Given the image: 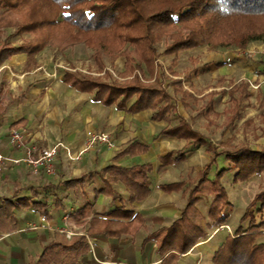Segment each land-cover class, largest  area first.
Here are the masks:
<instances>
[{"label":"crops","instance_id":"0c3cea01","mask_svg":"<svg viewBox=\"0 0 264 264\" xmlns=\"http://www.w3.org/2000/svg\"><path fill=\"white\" fill-rule=\"evenodd\" d=\"M20 45L1 44L0 51ZM47 53H15L0 63L11 71L0 73V151L7 159L0 173V264H161L155 243H146L145 237L169 227L186 205L188 191L179 179V164L161 168L160 162L167 154L185 151L184 145L171 148L184 139L161 135L164 122L153 120L152 110L127 112L130 103L119 110L116 104L96 101L93 90L71 87L63 81L66 70L46 77L40 66L52 63L51 56L43 60ZM256 68L262 75L264 68ZM12 132L21 134V148L11 145ZM88 132L107 133L115 147L97 145L79 155ZM134 141L145 148L125 151ZM57 143L70 157L59 149L50 172L24 162L28 150L38 159ZM144 164L151 166V192L137 202L122 181L113 180V168ZM65 215H70L68 225ZM42 216L50 230L32 229ZM65 228L74 235L58 232ZM225 229L210 231L177 264L198 260L195 254L199 264H214V253L229 236ZM85 245L89 251L77 255L76 248ZM46 248L50 250L43 255Z\"/></svg>","mask_w":264,"mask_h":264},{"label":"trees","instance_id":"16d2710c","mask_svg":"<svg viewBox=\"0 0 264 264\" xmlns=\"http://www.w3.org/2000/svg\"><path fill=\"white\" fill-rule=\"evenodd\" d=\"M0 10L5 15L19 13L21 19L16 24V32L33 35L30 41L18 48L2 49L0 63L11 54L31 56L39 53L58 32H61L60 40L66 46L83 43L96 58L103 52L124 54V48L132 46L148 73L154 71L155 44L161 40V33L165 29L181 28L184 24L192 25L193 29H188L183 36L176 32L177 37L171 38V44L163 51L166 55H175L203 44V40L211 47L245 48L251 43L264 44V0H0ZM63 81L79 91L93 90L96 101L116 104L119 110H125L128 103L131 105L127 112L153 110L152 119L156 121H162L175 112L169 95L161 88V82L149 86L134 78L130 83L118 85L69 73H64ZM160 134L188 141V151L207 142L184 121L176 127L165 128ZM134 147L145 148L134 141L125 151ZM187 153L183 150L175 157L172 154L161 157V168L180 163ZM220 157L225 159L226 167L222 169L216 166ZM213 163L215 169L199 176L198 182L188 192L180 216L169 227L145 237L146 243H155L161 264H177L179 256L186 254L198 241L206 239L210 231L227 225L229 215L226 212L231 205L222 179L232 172L233 182H244L249 176L263 172L264 148L255 150L241 146L223 150L216 154ZM150 172L149 164L130 169L113 168V180L122 181L131 191V199L139 202L151 192ZM201 201L206 203L205 216L198 208ZM80 216L87 217L84 213ZM262 236L264 188L249 203L234 234L225 238L214 253L212 262L264 264V242H258ZM48 250L50 248H46L43 255ZM75 251L82 255L89 250L85 245Z\"/></svg>","mask_w":264,"mask_h":264},{"label":"rangeland","instance_id":"374dc122","mask_svg":"<svg viewBox=\"0 0 264 264\" xmlns=\"http://www.w3.org/2000/svg\"><path fill=\"white\" fill-rule=\"evenodd\" d=\"M20 19L19 13L5 15L0 10V45H23L33 38V35L16 32ZM190 28L193 29V26L184 24L181 28L165 29L161 33V40L155 44L153 73H148L132 46H126L124 54L103 52L98 60L83 43L66 46L60 40L61 32L55 34V39L40 51L48 52L44 61L52 57V63L40 66L46 77L55 78V70H66L84 79L118 85L130 83L134 78L149 86L161 82V88L169 95L175 110L166 119L163 118L165 128L176 127L184 121L207 139L206 144L190 151L185 148L188 153L178 163L179 179L183 180L188 192L198 182L199 176L215 169L213 160L218 152L241 146L255 150L264 148V71L261 75L256 68H264V44L251 43L245 48L211 47L203 40V44L181 50L175 55L163 53L171 44V38L177 37L176 32L178 36H183ZM49 70L54 72L46 73ZM151 112L153 115L154 111ZM187 144L186 140L181 145L173 142L171 148L178 149ZM217 161L218 169L226 167L223 157ZM222 184L231 205L226 212L229 219L224 232L232 236L249 203L264 188V171L238 183L233 182V173L228 172ZM199 207L204 213L207 210L205 202ZM195 256L198 260L185 264H199L200 255ZM209 256L206 255V258Z\"/></svg>","mask_w":264,"mask_h":264},{"label":"built area","instance_id":"2783aa9c","mask_svg":"<svg viewBox=\"0 0 264 264\" xmlns=\"http://www.w3.org/2000/svg\"><path fill=\"white\" fill-rule=\"evenodd\" d=\"M3 69H7L8 71H10V69L7 66H3L2 68H0V73ZM254 74L259 75L258 72H255ZM255 77L257 78V76H255ZM10 143L12 146H14L16 148H21L23 146V140H22L21 134L19 132H12L11 136H10ZM97 145H103L109 149L114 148V144H113L112 140L110 139V136L107 133L88 132L86 134L85 148L83 149L82 152H80L79 155H81L82 153L86 152L88 149H90L94 146H97ZM59 149H64L66 151V154L69 155V157H70L69 151L64 148L63 144L57 143L52 147H49V148L42 150L41 155L38 159H33L30 155L31 150H28L27 157L24 159V162H26L27 164L31 165L34 168H37V167L42 165L46 168L47 171L50 172L51 167H52L51 164H52L53 160L56 158ZM5 161H7V159L3 156V154L0 151V173H1L2 166H3ZM13 163L18 164L19 161L15 160V161H13ZM62 220H63L65 225H68V223L70 221V215H65L62 218ZM31 228L32 229H41V230H50V226L48 225L47 218L45 216L41 217L39 226L33 225V226H31ZM58 232L65 234L69 238L74 235L72 232H70L66 228L60 229V230H58Z\"/></svg>","mask_w":264,"mask_h":264}]
</instances>
